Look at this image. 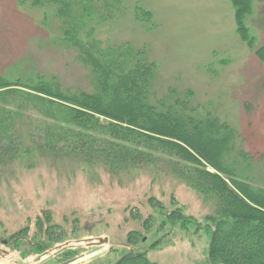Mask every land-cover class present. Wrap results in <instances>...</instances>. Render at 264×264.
I'll return each mask as SVG.
<instances>
[{
    "label": "rangeland",
    "instance_id": "374dc122",
    "mask_svg": "<svg viewBox=\"0 0 264 264\" xmlns=\"http://www.w3.org/2000/svg\"><path fill=\"white\" fill-rule=\"evenodd\" d=\"M250 2L245 23L256 47L264 43V0ZM139 7L149 12L145 21L134 16ZM234 13L231 0H124L123 12L99 25L96 37L142 49L155 64L157 98L189 92L199 112L229 123L235 148L252 157L256 182L264 186V62L237 34ZM60 34L52 6L0 0V76L41 74L68 93L91 90L90 73ZM27 116L39 117L33 108ZM173 210L195 221H173ZM213 211L211 201L162 161L111 172L99 162L35 152L0 166V249L25 262L63 244L62 255L78 256L91 249L88 239L106 237L105 252L78 263L115 264L131 249H147L157 264H222L208 260L205 218ZM131 231L140 235L137 245L126 242ZM49 240L52 246L43 249ZM59 261L56 255L33 264Z\"/></svg>",
    "mask_w": 264,
    "mask_h": 264
},
{
    "label": "trees",
    "instance_id": "16d2710c",
    "mask_svg": "<svg viewBox=\"0 0 264 264\" xmlns=\"http://www.w3.org/2000/svg\"><path fill=\"white\" fill-rule=\"evenodd\" d=\"M28 1L35 8L52 6L60 22V42L74 49L91 75L92 89L68 93L41 74L0 76V166L35 152L71 155L89 165L99 162L111 172L162 161L214 206L205 218L209 262L264 264V186L256 182L252 157L235 148V129L190 105L189 92L157 98L155 64L146 53L129 42L102 44L96 37L99 25L123 12L124 0ZM231 2L237 34L264 62V43L255 47L245 23L250 0ZM140 9L134 16L145 21L149 12ZM29 108L39 117L29 119ZM27 120L28 128H22ZM170 214L173 221H195L179 211ZM139 241L137 231L128 233L127 243ZM40 246L50 247L52 241ZM115 264L157 263L137 249Z\"/></svg>",
    "mask_w": 264,
    "mask_h": 264
},
{
    "label": "water",
    "instance_id": "95a60500",
    "mask_svg": "<svg viewBox=\"0 0 264 264\" xmlns=\"http://www.w3.org/2000/svg\"><path fill=\"white\" fill-rule=\"evenodd\" d=\"M108 242V239L106 237L104 238H97V241H93V240H90L89 242H87V246H93L94 247L88 251V253H92V255H90L88 257V259H91V258H94V257H97L99 256L101 253L100 252H105V249L102 250V251H97L101 248V245L103 243H107ZM67 245H61V246H58L56 247L55 249L52 250V252H49V253H44L42 255H39L37 256L34 260H33V263H41L43 261H46L50 258H52L56 253L62 251ZM10 252L6 251V250H0V264H14V263H11L9 260L7 259H4L5 257H7L9 255ZM82 256V255H81ZM3 258V259H1ZM78 258V256H75L71 259H68L64 262H61L59 264H78V263H74V261ZM11 260H15L18 264H32L30 262H25V261H22L21 259L19 258H15V257H12Z\"/></svg>",
    "mask_w": 264,
    "mask_h": 264
},
{
    "label": "bare ground",
    "instance_id": "6f19581e",
    "mask_svg": "<svg viewBox=\"0 0 264 264\" xmlns=\"http://www.w3.org/2000/svg\"><path fill=\"white\" fill-rule=\"evenodd\" d=\"M105 244H106V243H105ZM105 244L103 245V249H104ZM90 255H92V253H88V252H86V253L82 254V256H79V257L75 260L74 263H78V262H80V261H84V260L88 259V257H89Z\"/></svg>",
    "mask_w": 264,
    "mask_h": 264
},
{
    "label": "flooded vegetation",
    "instance_id": "af4514ba",
    "mask_svg": "<svg viewBox=\"0 0 264 264\" xmlns=\"http://www.w3.org/2000/svg\"><path fill=\"white\" fill-rule=\"evenodd\" d=\"M68 258V257H67Z\"/></svg>",
    "mask_w": 264,
    "mask_h": 264
}]
</instances>
